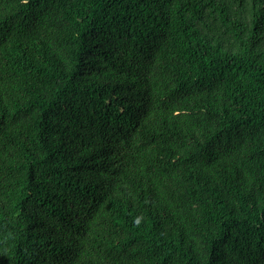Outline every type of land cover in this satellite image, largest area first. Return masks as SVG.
Instances as JSON below:
<instances>
[{"label": "trees", "instance_id": "16d2710c", "mask_svg": "<svg viewBox=\"0 0 264 264\" xmlns=\"http://www.w3.org/2000/svg\"><path fill=\"white\" fill-rule=\"evenodd\" d=\"M0 264H264V0H0Z\"/></svg>", "mask_w": 264, "mask_h": 264}]
</instances>
